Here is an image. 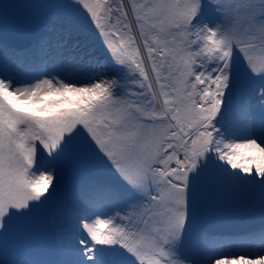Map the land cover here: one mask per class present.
Instances as JSON below:
<instances>
[{"label":"snow or ice","instance_id":"1","mask_svg":"<svg viewBox=\"0 0 264 264\" xmlns=\"http://www.w3.org/2000/svg\"><path fill=\"white\" fill-rule=\"evenodd\" d=\"M13 7L0 0V16ZM59 7L68 37L107 38L115 74L95 57L81 58L95 68L79 78L75 60L57 73L63 79L0 72V246L55 198L65 172L87 174L103 161L115 179L82 186L89 206L75 215L73 264H264V228L245 237L255 247L196 229L204 191L248 186L264 213V122L243 137L227 127L237 96L245 115L253 100L264 105V0ZM102 199L109 210L91 211Z\"/></svg>","mask_w":264,"mask_h":264},{"label":"rangeland","instance_id":"2","mask_svg":"<svg viewBox=\"0 0 264 264\" xmlns=\"http://www.w3.org/2000/svg\"><path fill=\"white\" fill-rule=\"evenodd\" d=\"M67 1L69 0H2L3 3L15 5V7L9 9L5 15L0 16V72L15 76L18 80L29 79L38 76L42 62H46L48 69L41 75V78L56 77V79H63V75H57V73H63L65 70L72 71L75 60L76 70L73 78H79L82 73H91L95 68L94 64L89 63L80 66L81 58L91 59V57H95L106 63L107 75L115 74L114 65L111 61L106 62L101 57L102 53L93 40V32L73 34L71 37L62 33L59 27L60 18L66 9L59 7V5L67 4ZM129 2H133V0H129ZM139 2H143V0H139ZM5 33L7 39H16L19 35H24L25 38L19 41L16 48H13L2 40L1 35ZM101 37H103V41L107 40L106 37L102 35ZM77 43L80 44V48L76 47ZM105 45V54H109ZM85 52L90 53V56L85 57ZM103 56L106 57L104 54ZM256 83L258 84L259 80ZM245 118L247 122L255 121L258 129L259 119H264V105L253 100L247 110V115H245L243 102L237 96L233 100L232 111L227 122L229 132L234 137L246 135V129L252 121L242 132L243 125L247 124L246 122L242 123ZM41 147L37 142L38 163ZM68 173L73 180L79 175L84 183L89 179H98L104 182H113L115 179L103 161L98 162L87 174L73 171H68ZM65 178L66 172L55 197L59 196V198L65 199L63 202L66 206L68 202L73 205L77 214L83 207L75 206L76 201L72 198V189ZM209 192L214 191H204L203 193ZM245 194L242 193L240 196L243 197ZM83 196L89 204V198L87 199L85 194ZM54 199L50 200L32 218L21 221V226L10 237L6 245L0 246V264H3L4 261V264H73L77 257L73 252L72 231L67 224L74 221L73 218L68 220L63 215L58 219L55 216L53 220L49 221L50 214L53 213L54 216V212L51 210V203ZM111 203L108 199H105V202L100 200L95 202L102 207L101 211L105 213L109 210ZM253 209L257 214L262 213L260 203L255 205ZM99 218L107 217L101 215ZM20 256H23L21 260L18 258ZM235 263L236 261L233 260V264Z\"/></svg>","mask_w":264,"mask_h":264},{"label":"trees","instance_id":"3","mask_svg":"<svg viewBox=\"0 0 264 264\" xmlns=\"http://www.w3.org/2000/svg\"><path fill=\"white\" fill-rule=\"evenodd\" d=\"M67 2H69V1H67ZM92 34L94 36L93 37V40L96 42L97 48L99 49V51H101L102 55L104 54L106 56V58H107L109 56V54L108 53L105 54L106 51H105V48H104V45H105V43H106L107 40L106 41H103L104 40L103 37H101V35H99L96 32H93ZM105 46H107V44Z\"/></svg>","mask_w":264,"mask_h":264},{"label":"bare ground","instance_id":"4","mask_svg":"<svg viewBox=\"0 0 264 264\" xmlns=\"http://www.w3.org/2000/svg\"><path fill=\"white\" fill-rule=\"evenodd\" d=\"M33 71V70H32Z\"/></svg>","mask_w":264,"mask_h":264}]
</instances>
